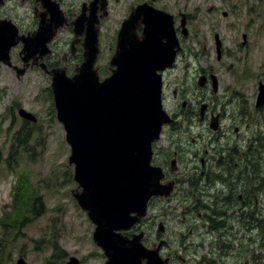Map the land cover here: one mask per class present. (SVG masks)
<instances>
[{"label": "rangeland", "instance_id": "374dc122", "mask_svg": "<svg viewBox=\"0 0 264 264\" xmlns=\"http://www.w3.org/2000/svg\"><path fill=\"white\" fill-rule=\"evenodd\" d=\"M82 1L73 0L69 11L73 19L76 17L74 14L80 13ZM209 3L215 6L213 12L205 8ZM198 5L202 8L197 7L199 11L194 13L189 36L183 41L182 55L175 68L165 75V107L170 114H179L175 130L170 127L157 143V148H161V154H157V164L167 167L166 172L179 187L173 203L167 205L173 209L167 220L177 230L182 228L177 221L184 213L189 214L191 223L197 220V232L199 236L202 234V238L193 241L186 223L185 234L192 240L185 242L193 241V248L188 251L194 252L189 256L201 264H241L240 261L244 262L242 264H264V195L258 198L259 205L250 201L251 205L243 211L250 214L247 221L242 216L244 208L239 210L235 201L239 192L248 193L254 186H261L264 176V148L259 142L255 143L259 138L264 139V111L254 113L258 86L264 82V0H200ZM223 11L228 12L229 16L223 17ZM8 12L22 22V29L33 27L30 24L33 17L28 8L20 7ZM112 28L109 23L101 34V55L97 66L103 78L115 53ZM216 34L222 42L223 57L220 61L216 59ZM243 35L247 38L244 46ZM73 39L72 29L62 31L52 45L53 56L49 59L58 64L55 67L67 68L69 74L83 60L81 46H77L76 58L71 56ZM21 51L22 45L11 51L13 66H22ZM201 71H213L219 79V101H211L223 104L229 115L234 114V122L229 121L231 117H228L224 123L226 136L219 138L214 135L208 121L203 124L197 116L188 118L180 115V98L175 99L172 93L176 90L180 95L185 89L184 82L186 100H192L193 104L205 95L204 101L207 103V96L212 95H195ZM19 108L34 114L38 122L33 124L22 120L18 115ZM239 115H242L240 120ZM237 127L240 129L239 135L234 131ZM29 129L34 132L32 139L27 144L23 142L20 155L8 162L15 137L20 131L22 134ZM173 152L180 154V168L174 173L169 166L174 159ZM249 152L251 158L247 161L245 159ZM70 154L64 127L56 116L50 76L40 68L32 67L24 76L17 78L13 68L0 64V264H17L20 257L25 259L26 264H64L70 257L78 258L83 264H104L106 261L92 240L94 225L72 195L77 184L74 181V166L68 163ZM260 157L262 166L259 165ZM221 160L223 164L217 165V161ZM243 170H248L246 175ZM225 171L233 175H227ZM20 175L25 184L22 187V200L15 206L12 204L13 189ZM207 179H211L213 184L206 183ZM237 183L239 186H236ZM232 188L235 195L230 198L234 199L235 207L232 209L235 211L232 210L230 220L221 221L232 231L227 235V229H218L212 239L205 221L209 224L208 216L213 213L219 214L214 218L217 224L222 220L221 200L229 197L228 192ZM221 190L226 191L227 195H222ZM195 192L200 193L202 203L207 208H185L186 202L190 201L185 200L192 199L187 194ZM27 197L30 199L26 204ZM35 199H38L35 209L41 211L39 216L35 215L32 207ZM160 204L163 205V202ZM5 216L10 220L4 221ZM2 221L6 223L5 226H1ZM248 221L249 229L244 230L242 223ZM191 231L195 236L193 228ZM153 233L154 229L150 234ZM172 235L175 236V233ZM174 239L179 240L180 237ZM217 239L229 244L230 248L224 250L227 254L219 253L215 246L210 247V242L215 245ZM201 241L204 248L197 250Z\"/></svg>", "mask_w": 264, "mask_h": 264}, {"label": "water", "instance_id": "95a60500", "mask_svg": "<svg viewBox=\"0 0 264 264\" xmlns=\"http://www.w3.org/2000/svg\"><path fill=\"white\" fill-rule=\"evenodd\" d=\"M93 13L86 15L82 10V15L73 23L72 53L79 43L77 38L85 36L84 60L76 66L73 76L67 75L65 67L49 70L43 62L50 53L49 44L66 23L59 20L56 10L51 19H41L38 30L28 37H20L11 21L0 20V63L13 68L17 78L35 66L52 78L56 116L65 130L71 150L68 163L74 166L77 183L72 195L95 225L92 240L103 251L106 264H144V261L170 264L159 256L158 249L149 250L143 245L144 233L129 239L123 232L147 216L153 198L167 199L174 188L173 182L161 183L162 170L152 165V144L159 140L162 127L171 122L162 108L158 71L172 67L177 53L172 17L142 8L134 11L119 34L110 62L111 76L101 81L95 67L101 53L100 22ZM140 17L145 18L141 38L134 25ZM215 38L220 58L221 43L217 35ZM19 44L23 45L22 68L13 67L10 56ZM205 80L206 77H201L199 84L202 86ZM213 86L217 91L215 76ZM263 106L264 83H261L257 107ZM18 115L25 121L37 122L36 116L23 108ZM17 264H26V261L20 257ZM66 264L81 262L71 257Z\"/></svg>", "mask_w": 264, "mask_h": 264}, {"label": "flooded vegetation", "instance_id": "af4514ba", "mask_svg": "<svg viewBox=\"0 0 264 264\" xmlns=\"http://www.w3.org/2000/svg\"><path fill=\"white\" fill-rule=\"evenodd\" d=\"M200 0H99L98 3H96V0H83L81 2V8H80V12L82 10H84L87 15L90 14H94L93 12L96 13L95 19L97 21H99L100 23L98 24L100 26V40H101V34L103 33V28L106 27L109 23L111 24V27L113 26L112 30L113 31V41L116 44L118 41V36H119V32L123 27V24L130 19L132 13L136 10H140V8L146 10V11H158V12H163L168 14L169 16H171V20L173 22V26L175 29V33H176V38L179 42V45L181 46V48L179 49V52L177 54V60L180 57V55H182V51H183V41L184 39H187L189 36V30L190 27L193 23V20L195 19L194 13H197L199 11V8H202V6H199ZM96 3V4H95ZM74 4L73 0H3V4L0 5V20H4V19H9L11 20L18 28H19V32L18 35L21 37L24 34H28L30 35L31 33H33L35 30H37L41 24V19L45 18L46 20L51 19L52 15H53V11L56 10V12L58 13L56 16H59V20L63 21L66 20L67 22V26H63L64 31L65 30H71L73 29V26L71 25V23L73 22V18L71 16H69V11L71 8V5ZM103 5H105V7H103ZM20 7L23 8H28L30 10V13L32 14V20L30 22L31 26H33L32 28H24L23 24L21 21H18L12 14H10L8 11H13V10H17ZM96 7V8H95ZM199 7V8H197ZM83 8V9H82ZM205 8L209 11V12H213L215 10V6L211 3H209L208 5H205ZM58 10V11H57ZM219 11V10H218ZM60 13V14H59ZM223 17H228L229 13L226 11L222 12ZM74 16H77L76 14H74ZM55 18V17H54ZM144 20L145 18L140 17L139 18V22L135 21L134 25L137 26L136 27V33L141 37L144 33ZM55 21V20H53ZM52 21V22H53ZM57 22V21H56ZM48 23H50L48 21ZM27 30V33L26 31ZM60 34V33H59ZM59 34L57 33L56 37L54 38L53 43L55 42V40L57 39V36H59ZM191 35V34H190ZM81 44L84 40L83 36H81L79 38ZM53 43L50 45L51 47V52L52 54L50 55V58L53 56V50H52V45ZM78 45L79 46H81ZM82 47V46H81ZM49 60V59H48ZM176 60V62H177ZM174 67L170 70H173ZM164 71L163 72V79H164V87H163V99H164V107L166 106L165 102H166V98L164 96V92H165V88L167 86L166 82H165V75L167 74L168 71ZM212 75H214L213 71H201L199 73V77H206V80L204 81L203 85L201 86L199 84V81L197 82V92H195V95H202L204 93L208 94L211 93L212 95L207 96V103H205L204 99L206 98L203 96H200L196 101H194V104L192 102V100H186L187 97V89H186V83L185 84V89H183L182 92H180V95H178L177 91L174 90L173 91V96L174 98H180V102H181V107H180V115L181 116H187L188 118H191L192 116H197V118L199 119V121L203 124H205L207 121L209 122V128H211V126H216L214 131V135L223 137L226 136V129L224 128V123L225 121H227L228 117H231V119L229 121H233V115H229V113H226L224 108H226L223 104L217 103V102H212V99H215L217 101H219V95H220V91L221 89L219 88L218 91L214 90V86H213V79H212ZM200 91V93H199ZM228 99V98H227ZM199 100H201L199 102ZM247 105V104H246ZM195 107V109L193 108ZM228 107V105H227ZM246 107V106H245ZM166 109V107H165ZM167 110V109H166ZM254 113H260V110L264 109H258L256 106L254 107ZM168 112V110H167ZM170 114V113H169ZM171 118L174 120V123L170 126L171 128H173V130H175V126L178 125V117L179 114L178 113H173L170 114ZM239 120L242 118V115L238 116ZM234 122V121H233ZM169 127V128H170ZM168 130V129H167ZM166 130V131H167ZM235 133H237L238 135L240 134V129L237 127L234 129ZM260 140L262 138H259ZM170 144L172 147V140H170ZM157 145H155L154 148V164L161 167L166 174V179L169 182H173L174 183V188L173 191L171 192L170 196L167 199H162V198H153L150 203H149V210H148V214L147 216L141 220L140 223H138L135 227H133L131 230L123 232V236L127 237L129 239L133 238L134 235L140 234V233H144L143 235V239H142V243L143 245L149 249V250H155L158 249L159 250V256L162 257V259L164 260H169L170 264H191L190 260H193L194 262H196V264H201V262H197V260L192 257V259L190 258L189 254L193 253L194 251L190 252L188 250L193 248V241H195L198 238H202V234H200L197 232L199 225L197 220L192 221V223L188 220L189 219V214L188 213H184L182 215V218H180L177 223H180L182 228L177 230V227L175 225H171L170 222H168V218L171 216V213L173 212L172 208H168L167 205L168 204H172L174 201V197L178 194L177 189H179L178 187V183L174 180H172L170 178V174L167 171L166 172V166L164 165H159L157 164V154H161V148H157ZM171 147L169 149H171ZM165 152H169L168 150H165ZM175 152V150H174ZM173 152V160L169 163L170 166V170H172V172L174 173V171L176 172V169L180 168V162H179V153H175ZM252 153V152H251ZM252 157L253 154H251ZM182 158V157H181ZM251 158L250 156V152L248 154V156H246L247 161H249ZM172 159V158H171ZM262 157L259 158V165L262 166V161H261ZM183 160V158H182ZM202 164L205 165V160L202 159L201 160ZM218 162V164H217ZM216 164L217 165H221L223 164V160L221 161H217ZM229 162V161H228ZM233 162V161H232ZM231 162V164H232ZM230 162L228 163L229 166ZM184 168V167H183ZM182 168V170H183ZM196 169V168H194ZM192 169V170H194ZM244 174L246 175L248 170H243ZM255 171V170H254ZM230 172V171H229ZM229 172L225 173L227 175H233V173L231 172V174ZM222 175V173H221ZM242 176V175H241ZM231 178V177H230ZM223 180V179H222ZM201 182V180H200ZM208 182V184H213V181L211 179H207L206 183ZM264 185V176H263V180L261 182V186H259V188H257L256 186H254L252 189L249 190L248 193L242 192V193H238V198L235 200L237 203V206L239 207V210L242 208H244L242 210V212L245 210L246 207H249L251 205L250 201H254L255 204L260 203V200L258 199L259 197H262V195H264V189L263 186ZM236 186H239V183L236 184ZM259 193H255L256 191H259ZM229 190V189H228ZM180 192V191H179ZM222 195L226 196L227 192L226 191H219ZM229 197L226 199H222L221 202L223 204V209L221 210V217L222 220H219V224L216 223V221L214 220V218L216 216H218V213H213L212 216L209 215L208 218L211 222L208 224V221L206 222V229L207 231H209V235H211V238L213 239V235L215 234V232L218 229H227V235L230 231H232V228L229 227L226 228V225L223 224L221 221H228L230 220L233 215H232V210L235 211V209H232L234 206V199L230 198L233 197L235 195V190L234 188H232L231 192L229 193ZM189 197H191L192 199L187 198L185 201H189L186 202L187 204H185V208L187 210H189L191 207H194L195 209H199V206H203V208H207V206L204 205V203H202L201 200V195L198 192H195L191 195L187 194ZM253 199V200H252ZM219 202V200H217ZM160 202H163V205L160 204ZM178 204V203H177ZM218 205V204H217ZM203 211V210H202ZM189 212V211H188ZM228 213V215H227ZM243 218L244 220H248L250 214L243 212ZM206 219L205 216H203ZM188 223V227L190 229V237L193 239V241H187L186 240H192L191 238H189V236H187V234H185L186 232V226L185 224ZM148 225V227H147ZM162 225V231H160V226ZM203 226V225H202ZM194 229V235L193 236V231H191V229ZM242 228L244 230H248L249 229V221L248 222H243L242 223ZM154 229V233L150 234L151 230ZM172 233H175V236L172 235ZM176 236H179L180 239H174ZM223 238H219V240H222ZM218 239L216 240V244L214 245L213 242H210V247L213 248L214 246L217 247V251L221 254H227L224 250L230 248V246L228 247L229 244H227L226 242H220ZM204 242H200L198 248H204ZM102 252V251H101ZM196 253V251H195ZM103 254V252H102ZM197 255V253H196ZM194 256V255H192ZM103 257L106 260V257L103 254ZM83 263V262H82ZM240 263H244L242 261H240ZM104 264H106V262H104ZM144 264H146V261H144ZM214 264V262L212 263Z\"/></svg>", "mask_w": 264, "mask_h": 264}, {"label": "trees", "instance_id": "16d2710c", "mask_svg": "<svg viewBox=\"0 0 264 264\" xmlns=\"http://www.w3.org/2000/svg\"><path fill=\"white\" fill-rule=\"evenodd\" d=\"M26 132H27V134L24 137H22V135L24 133H26ZM24 133L21 134V131H20L17 134V136L15 137V139L13 141V144H12V146L10 148V151H9L8 162L13 157H16V156L20 155L19 149H20L22 143L24 142V144H27V142H29L32 139V136L34 135L33 130H30V129L28 131H25ZM259 143L264 145V139L259 140ZM28 148H27V151H28ZM23 184H25V182H24L23 176L20 175L19 176V183H18L17 187H14V190H13L14 195H13V203L12 204L15 205V206L18 205L19 200H22V194H23L22 187L24 186ZM257 188H259V187H257ZM29 199H30L29 197L25 198V200H26L25 203L26 204L28 203ZM37 201H38V199L34 200V204H32V207H34L35 215L39 216V213L41 211L35 209V204H36ZM18 214H19V211H18ZM3 219H4V221H9L10 220V218H7L6 216ZM4 224H6V223H4L2 221L1 226H5Z\"/></svg>", "mask_w": 264, "mask_h": 264}, {"label": "bare ground", "instance_id": "6f19581e", "mask_svg": "<svg viewBox=\"0 0 264 264\" xmlns=\"http://www.w3.org/2000/svg\"><path fill=\"white\" fill-rule=\"evenodd\" d=\"M264 109V108H263ZM227 166V165H226ZM221 184V183H220ZM198 190H199V188H198ZM208 193H210V192H208ZM212 197V196H211ZM212 216V215H211ZM209 219V218H208ZM218 219V218H217ZM211 223V222H210ZM219 224V223H218ZM220 225V224H219Z\"/></svg>", "mask_w": 264, "mask_h": 264}]
</instances>
